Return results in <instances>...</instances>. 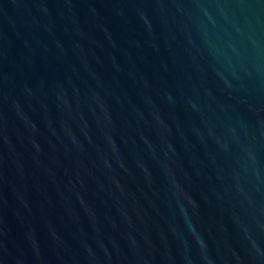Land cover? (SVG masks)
<instances>
[{"label": "water", "instance_id": "95a60500", "mask_svg": "<svg viewBox=\"0 0 264 264\" xmlns=\"http://www.w3.org/2000/svg\"><path fill=\"white\" fill-rule=\"evenodd\" d=\"M0 264H264V0H0Z\"/></svg>", "mask_w": 264, "mask_h": 264}]
</instances>
